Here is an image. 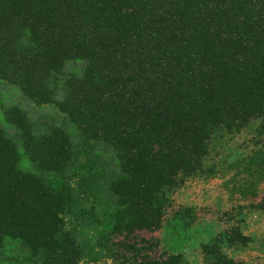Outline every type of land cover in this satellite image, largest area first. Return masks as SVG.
<instances>
[{"label": "trees", "instance_id": "1", "mask_svg": "<svg viewBox=\"0 0 264 264\" xmlns=\"http://www.w3.org/2000/svg\"><path fill=\"white\" fill-rule=\"evenodd\" d=\"M228 172L264 177V0H0V264H264L242 205L175 204Z\"/></svg>", "mask_w": 264, "mask_h": 264}, {"label": "rangeland", "instance_id": "2", "mask_svg": "<svg viewBox=\"0 0 264 264\" xmlns=\"http://www.w3.org/2000/svg\"><path fill=\"white\" fill-rule=\"evenodd\" d=\"M20 101L26 105V101L22 99ZM258 179V175L250 176L235 172L197 177L187 181L184 187L175 193L174 201L179 206L193 207L198 220L206 222L215 229L226 225L223 216L225 211L242 205L243 221L240 227L252 236V241L246 248L238 250L236 256L251 263H262L264 260V212L250 207L264 198V177L260 182ZM250 185L252 188L257 186V190L251 191ZM141 236H148V234L142 233ZM79 264H112V260L106 252L101 251L83 259Z\"/></svg>", "mask_w": 264, "mask_h": 264}]
</instances>
